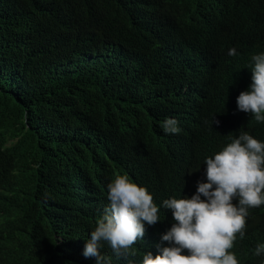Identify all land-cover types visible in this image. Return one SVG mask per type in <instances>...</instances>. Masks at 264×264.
<instances>
[{"label":"trees","instance_id":"1","mask_svg":"<svg viewBox=\"0 0 264 264\" xmlns=\"http://www.w3.org/2000/svg\"><path fill=\"white\" fill-rule=\"evenodd\" d=\"M236 44L264 53V0H0V264H96L115 174L160 203L241 132L264 143L238 109L254 64ZM245 234L254 264L264 205Z\"/></svg>","mask_w":264,"mask_h":264},{"label":"clouds","instance_id":"2","mask_svg":"<svg viewBox=\"0 0 264 264\" xmlns=\"http://www.w3.org/2000/svg\"><path fill=\"white\" fill-rule=\"evenodd\" d=\"M231 47L228 55L239 54L248 67L254 64L252 84L238 96V109L264 122V53L257 46ZM178 123L166 118L163 128L179 133ZM194 165L199 172L189 170L182 190L172 189L160 203L127 174H115L108 184L110 204L83 255L95 257L96 264H252L242 263L237 250L248 245L249 209L264 205V143L241 132ZM150 228L155 230L154 241L142 243ZM102 241L112 248L105 257L99 251ZM255 255L254 264H264V244L256 246Z\"/></svg>","mask_w":264,"mask_h":264}]
</instances>
